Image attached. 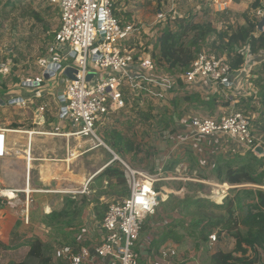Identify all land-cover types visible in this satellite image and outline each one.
Here are the masks:
<instances>
[{"label":"built area","instance_id":"obj_1","mask_svg":"<svg viewBox=\"0 0 264 264\" xmlns=\"http://www.w3.org/2000/svg\"><path fill=\"white\" fill-rule=\"evenodd\" d=\"M58 8L59 24L53 39L48 44L50 60L44 66L49 78L60 76L64 68L73 67L74 79L64 78L62 83L53 86V93L58 101L60 121L68 122L71 131L68 135L88 138L94 145H104L97 135V127L110 116L118 114L127 106H132L130 98L137 96L140 90H147L150 84L161 87L156 93L164 97L169 87H177L179 82L185 85L187 92H199L205 96L228 91L238 86V82L249 78L255 55L244 49L245 62L238 70H232L225 56L201 51L182 73L164 74L157 72L151 52L136 55L127 42L136 31L135 25L122 21L114 12L112 0H49ZM262 54V53H261ZM70 59V62L61 61ZM261 60L264 57L261 55ZM90 62V63H89ZM52 72V75L49 73ZM89 72L95 75L89 81ZM23 82L24 87H38L33 82ZM28 82V81H27ZM61 88V93L57 91ZM148 94L150 93L147 92ZM130 97H129V95ZM151 94H154L152 92ZM140 95V94H139ZM18 97L12 101L25 103ZM10 101V103H12ZM44 105L36 108L39 121H44ZM185 131L186 139L224 137L246 152L254 151L257 146L249 117L241 111H230L219 116L196 115L188 120ZM19 130L0 126V204L24 195L23 220L29 218V201L32 189H29L31 161L30 152L24 157L26 162L25 184L23 187L6 186L3 182L4 171L1 161L7 159L14 151L11 133ZM35 131V130H33ZM29 132V131H27ZM42 132L50 134L55 132ZM18 133V132H17ZM28 135V148L31 139ZM129 194L122 201L108 206L99 226L103 230L101 241L91 247L81 246L77 251L63 245L56 254L66 260L67 264H138L139 251L136 247L143 222L148 215H154L163 199L155 183L164 179L163 168L157 167L154 173L131 168L121 161ZM31 167V166H30ZM11 192L13 196L7 194ZM160 197L157 200V197ZM215 233L209 235L210 242L216 241ZM175 251L163 248L158 257L146 264H172ZM1 260V258H0Z\"/></svg>","mask_w":264,"mask_h":264},{"label":"rangeland","instance_id":"obj_2","mask_svg":"<svg viewBox=\"0 0 264 264\" xmlns=\"http://www.w3.org/2000/svg\"><path fill=\"white\" fill-rule=\"evenodd\" d=\"M112 1L114 11L118 18L122 21L132 23L137 28L131 39L127 42V47L130 45L129 48H132V52L136 55L146 54L147 51L152 53L156 36L167 23L174 27L175 18L187 17L192 20V27L195 26L194 24H200L201 26L209 25L211 29L213 28L217 31H222L229 25L243 24V13L250 18L264 21V0H258L260 6L257 7H252V4L256 0ZM56 8L57 6L51 4L49 0H0V98L5 100L4 105L0 104V126L25 132L35 130L48 133L56 131L52 128V125L48 124L50 121L60 123L58 121L61 119L59 117L60 108L58 107L60 103L56 94L53 93V86L60 82L62 73L60 76H53L49 79H44L42 76L44 66L50 60L47 51L50 42L48 39V31H54L59 24V13H57L58 8L57 10ZM35 14L39 18H36ZM193 35V29H188L186 35L183 37L184 43L188 44ZM212 38L211 33L209 44L203 47V51L213 53L214 50L210 46ZM260 55L264 57V53ZM70 61L71 58H67L61 62L64 65L65 62ZM156 67L157 72L167 73L159 65H156ZM32 80H40L39 86L24 87L22 85L24 84L23 82ZM153 92L154 94L149 93L147 96L141 94L133 98L131 96L130 101L133 102V105L126 107V113L120 112L116 115L115 123L102 124L96 130L97 135L102 139H105L107 136V132L103 128L107 129L108 132H120L124 139L123 142L126 143L123 146L125 148L131 147L130 150L133 151L129 152L130 154L128 155L132 159L130 163L134 166V169L144 167L141 164H144V158L147 159L145 150L148 152L152 149L154 150L164 140L163 134L165 127H163V122L160 120L164 114H167L161 103L162 98L156 94L158 91L154 90ZM18 97L24 99L25 103H17L16 101L10 103V100ZM178 98L180 100L183 99V97ZM221 99L222 104L226 106L223 113L242 111L249 117L253 134L256 137L257 146L264 147V135H262V133L264 134V127L261 131L259 128L260 125L255 123L256 117L253 116L255 112L252 110H241L240 107L236 106L237 102L230 104L229 101L226 105V102H228L226 97H222ZM40 105H44L45 107L43 113L44 121L41 122L36 117V108ZM180 106H182V103ZM12 124H17V127L13 128ZM39 137L38 134H33L31 140V153L33 152V154L36 153ZM145 139L148 142L144 141ZM11 141L13 142L14 151L11 156L1 161V167L4 171L3 182L6 186L21 187L26 170V162L22 151L27 147L28 134L24 132H13L11 133ZM151 160L149 159V161ZM127 162L129 165V160ZM204 165L205 161L203 162ZM148 166L146 165V167ZM208 167L206 166L204 170L198 167L195 173L191 174L195 183H170L167 187L172 192L171 196L173 194H179L182 197L189 195L198 199L196 203L189 204L190 212L187 211L186 214L184 211V214L183 212L182 214L188 220L190 217L188 213L199 208L202 214H205L204 217L209 220L204 230V234L207 236L223 228L222 225H219L212 229L209 224L212 223V219L224 218L227 215L224 198L225 196L231 198L235 193L231 186L237 185L229 184L230 186L224 189V187H221L222 183L215 178H212V180L207 179L212 177ZM200 169L202 170L201 173H199ZM224 170L225 168L223 167L222 171ZM150 173H154V171ZM36 174L37 170L34 166H31L29 174L30 180L32 178L34 181L37 176ZM244 184L251 183H242L240 186ZM182 185L185 186L183 187ZM240 186L238 189H240ZM155 187L156 189L162 190L161 195L165 198L166 192L164 188H161L163 185L160 181L155 183ZM42 203H45V201L41 200L40 204ZM4 204L6 205V203ZM173 204H175V201ZM214 204L220 207H216ZM59 205L56 199L50 202L51 208H59ZM163 205V203L160 204V206ZM170 207L172 206L170 205ZM242 212L239 206L236 205L233 215L240 216ZM157 213L158 211L155 215ZM154 220H156L154 215H148L143 223L149 224ZM47 223L52 224L51 220ZM42 232L43 235L41 237L44 241L43 255L50 258L49 264H67L66 260L56 254V250L62 246L63 242L49 235L48 230H43ZM143 235L144 232L141 229L139 237H143ZM225 241L226 244L217 245L215 243L212 249H209L204 241L188 238L183 247H181L182 250L178 252L180 255L179 258L184 260L183 264H211L210 255L212 251L223 250L228 252L233 250L235 240L229 235ZM29 245L28 243L17 245L11 249H3L4 251L2 253L0 252V264H12L16 262L40 264L37 258L28 255ZM246 255L249 256L252 264H264V253L262 250H251L248 248Z\"/></svg>","mask_w":264,"mask_h":264},{"label":"crops","instance_id":"obj_3","mask_svg":"<svg viewBox=\"0 0 264 264\" xmlns=\"http://www.w3.org/2000/svg\"><path fill=\"white\" fill-rule=\"evenodd\" d=\"M255 59L257 58L253 57V60ZM251 77L252 75H250V78ZM150 85L151 86H148L149 88H147V90H140L139 94L147 96V92L149 91L152 93L154 90H161V87H156L153 84ZM167 89L168 90L164 91V97L161 99L162 106L167 114H164L163 118L160 120L163 122V127H165V132L163 134L164 140H162V143L158 147L156 146L154 148L156 151L153 149L149 152L145 150L147 159L144 158V164H141L144 167L138 168V170L148 173L155 171L157 167L163 168L162 176L164 179H162L160 183L163 185L161 188L165 189L166 197L161 199L156 209L158 213H160L159 218H157V214V216L154 214L156 220L149 224L143 223V226H146L145 231L142 230L144 235L143 237H139L136 244L140 255L138 264H146L148 261L158 257L159 252L163 248H171L175 251L171 258L172 264H183L184 262L183 259L179 258L180 255L178 252L182 250L181 247H183L185 241L189 238L188 236H184L179 243L168 239L159 245L157 250L154 248L151 250L148 247L149 241L153 240L158 235L163 222L170 221L175 217L180 218V208L176 207L173 203L175 201L174 196L180 198H182V196L179 194H173V196H171L172 192L167 188L168 184L194 182L191 174L195 173L198 167L204 170L206 166H209L208 168L212 174V177L207 179H216L214 173L216 167L222 166L225 161L232 159L236 155H243V153H245L240 151L237 144L231 140L224 137L221 138L217 135L186 139L185 131L182 128L187 129L190 117L196 115L219 116L223 113L226 106L222 105V101H218L213 111L212 109L204 107L203 104L200 103V100L206 101L213 94L205 96L199 92H187L185 90V85L181 82H179L177 87H169ZM252 92V83L249 81V78H246L238 82V86L233 90L222 91L219 89L218 92L214 94L219 95V97H226L231 104L238 102L239 97L245 98L250 96ZM178 97H183V99L180 100ZM181 103L182 106H180ZM125 109L126 108L120 110V112L126 113L127 109ZM254 112L253 116L256 117L255 122L258 124L264 122V115H260L256 111ZM118 114L110 116L109 120L104 122L103 125L105 123H115L117 118L116 115ZM48 124L52 125V128L56 130L53 131L55 133L38 135L40 137L38 145L36 146V153H31L33 157L31 166H34L37 170V176L34 181L32 178L30 180L29 177V188L32 189V191L29 195L28 221L26 222L23 220L24 195L21 196V194H19L17 198L8 201L6 205L4 203L0 204L1 253L5 249L14 248L17 245L30 244L34 238H39L43 243L44 241L41 237L43 235V230H48L49 235L60 239V241L63 242L62 246L69 245L76 251L81 246L91 247L101 241L104 233L99 226L102 217L99 216L97 211H103V208H105L103 205H106L107 207L104 210L105 214L110 204L120 202L128 196L129 190L121 161L126 163L129 160V165L134 168L130 163L132 159H130L128 155L130 154L129 152H133L130 150L131 147L125 148L123 145L117 146L114 137L104 128L103 130L107 132L106 138L102 139L99 136L104 145H94L86 137L68 135V132L71 131V126L68 122L60 121V123H54L50 121ZM32 132L33 134L42 133L36 131ZM33 134L31 136H33ZM28 135H30L29 132ZM106 139L108 140L106 141ZM144 141L147 140L145 139ZM131 142L133 141L131 140ZM261 148V153L253 151L257 157L264 156V147L261 146ZM149 159L152 160L149 161ZM204 161L205 165L203 166ZM145 164L149 166L146 167ZM108 168L122 170L124 183H121L115 175L108 174L110 171L106 173L105 170ZM201 172L202 170L200 169L199 173ZM24 184L25 178L22 181L21 187H23ZM238 185L240 186V184L235 186L237 187ZM244 187L264 188V185L261 186L251 183L240 186V188ZM181 190H183V188H181ZM161 191L162 190H160V192ZM55 199L58 204H60L59 208H51L50 206V202ZM41 200H44L45 203L40 204ZM161 203L164 205L160 206ZM66 204L71 205L66 209L67 211L71 208L73 209V207L80 209V213L75 217V220L68 225L62 222L59 227L48 224L47 222L50 220L48 214L54 210L60 211L64 209ZM170 205L172 207H170ZM183 221H185L184 225H186L189 219L183 218ZM179 232L185 234L183 229H179ZM212 233L216 234L217 239L214 242H210V234L208 235V239L205 243L209 249H212L215 243L217 245L226 244L225 239L229 236L228 234L223 231L220 234L219 232L217 233V231ZM213 252L214 251H212V253Z\"/></svg>","mask_w":264,"mask_h":264},{"label":"trees","instance_id":"obj_4","mask_svg":"<svg viewBox=\"0 0 264 264\" xmlns=\"http://www.w3.org/2000/svg\"><path fill=\"white\" fill-rule=\"evenodd\" d=\"M257 6H260L258 0L252 4V7ZM243 15V24L229 25L222 31L211 29L209 25L194 24L195 26L192 27L193 22L187 17L175 18L174 27L167 23L156 36L151 56L155 64L159 65L167 73H182L188 69L190 62L203 50V47L209 44V37L212 33L213 38L210 41V46L214 50L213 53L216 56H225L232 70H238L246 60L243 50L247 49L260 62L254 64L250 72L253 92L248 97H239L236 106L244 111L252 110L264 115V60H261L260 57V54L264 53V21L250 18L245 13ZM35 17L39 18L37 14H35ZM188 29H193L194 35L187 44L184 43L183 37ZM55 32L56 29L52 32L48 31V39L50 41L53 39ZM221 98L219 95L213 94L206 101L200 100V103L213 111L215 104L218 101H222ZM227 101L226 105L229 103L228 99ZM255 123L258 124L257 122ZM12 125L13 128L17 127V124ZM258 125H260L259 128L262 131L263 122ZM110 133L114 137L117 146L126 144L123 142L124 139L119 132L112 131ZM262 135L264 134L262 133ZM261 149L260 146L257 151L261 153ZM224 164L214 170L216 179L220 183L264 185V156L257 157L253 151L247 150L243 155H236L232 159L225 161ZM223 167L225 168L224 171H222ZM105 171L106 173L110 171L108 174L115 175L121 183H124L122 170L108 168ZM232 190L235 192L234 195L231 198L227 196L224 198L227 215L224 218L212 219V223L209 226L213 229L222 225L223 228L217 233L219 232L220 234L224 231L234 238L235 245L231 251L217 250L211 253V264H252L249 256L246 255L248 248L251 250L260 249L264 253V188L244 187L238 189L235 187ZM174 200V205L180 208V218L175 217L161 224L158 235L148 243V247L151 250L152 248L157 250L158 246L168 239L178 243L182 241L184 236L204 242L208 239V236L204 234V230L209 220L204 217L205 214H202L199 208L188 213L190 214L189 221L184 225V211L186 214L187 211L190 212L189 204L196 203L198 199L185 195L182 198L174 196ZM214 205L220 207L217 204ZM236 205L239 206L241 212L243 211L240 216L233 215ZM70 206V204H66V207L60 211H51L48 214V218L52 224L59 227L62 222L67 225L72 223L75 217L79 215L80 209L73 207V209L71 208L67 211L66 209ZM104 206L105 208L103 209L105 210L107 206ZM104 210L97 211L102 218ZM145 227L142 225V230H145ZM179 229H183L185 234L180 233ZM43 248L42 241L39 238H34L29 245L28 255L37 258L40 264H49L50 258L43 255ZM12 264L26 263L16 262Z\"/></svg>","mask_w":264,"mask_h":264},{"label":"water","instance_id":"obj_5","mask_svg":"<svg viewBox=\"0 0 264 264\" xmlns=\"http://www.w3.org/2000/svg\"><path fill=\"white\" fill-rule=\"evenodd\" d=\"M76 72V70L73 68V67H71V66H67L66 68H64V70H63V72H62V75H61V79H60V83H62L63 81H64V77H67V78H69V79H74V75H73V73H75ZM50 75H52V72H50L49 73ZM95 75V73L94 72H89L88 74H87V76H86V80L87 81H89L90 79H91V77L92 76H94ZM43 78L44 79H49V75L47 74V72H44V74H43ZM26 83H28V84H30V82L28 81V82H26ZM33 84L36 86V85H38V81L36 80V81H34L33 82ZM61 93V88H59L58 89V91H57V94L59 95ZM21 99V98H20ZM10 101H12V100H10ZM0 104H5V100H3L2 98H0ZM257 149H258V146H256V148L254 149V152H257L258 153V151H257ZM115 157H117L116 155H114ZM234 187H236V186H231V188H234ZM256 187V186H255ZM160 199V197L158 196L157 197V200H159Z\"/></svg>","mask_w":264,"mask_h":264},{"label":"bare ground","instance_id":"obj_6","mask_svg":"<svg viewBox=\"0 0 264 264\" xmlns=\"http://www.w3.org/2000/svg\"><path fill=\"white\" fill-rule=\"evenodd\" d=\"M16 132H24V133H27L28 134V132H25V131H22V130H19V131H16ZM29 134H30V136H29V139H31L32 140V137L33 136H31L32 134H33V132L32 131H29ZM30 147H31V144H30ZM31 151V148H28V144H27V147H26V149H24L22 152H23V154H24V157L26 156V154H27V152H30ZM75 152V151H74ZM73 152V153H74ZM30 156H31V152H30ZM29 166V168H30V166H31V163H30V165H28ZM210 183V182H209ZM211 184V183H210ZM230 185L228 184V183H223V185H222V187H224V189L225 188H227V187H229ZM217 187V186H216ZM30 188H28V190H29ZM60 191V190H59ZM7 194L10 196V198H12L11 196H13L12 194H11V192H7Z\"/></svg>","mask_w":264,"mask_h":264}]
</instances>
